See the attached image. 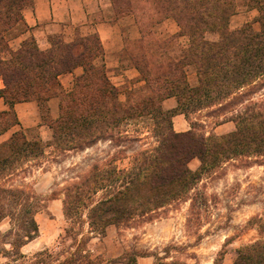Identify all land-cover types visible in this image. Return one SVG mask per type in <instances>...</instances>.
<instances>
[{"label":"trees","instance_id":"16d2710c","mask_svg":"<svg viewBox=\"0 0 264 264\" xmlns=\"http://www.w3.org/2000/svg\"><path fill=\"white\" fill-rule=\"evenodd\" d=\"M110 1L115 15L134 16L141 33L134 46L125 48L123 56L139 72L135 82L145 86L127 89L124 100L104 64L95 63L103 57L97 35L77 36L72 42L53 36L51 46L44 50L29 37L15 50L9 35L18 26L22 27L19 32L27 29L22 10L32 0H0V97L8 106L0 112V134L17 124L14 104L31 100L37 102L43 123L53 131L49 142L29 138L23 129L0 142V222L7 219L9 224L0 230V255L4 259L0 264L33 262L22 247L38 234L35 214L42 205L33 190L9 187L1 180L12 174L10 170L19 161L41 156L47 147L84 149L99 141L127 137L126 127L134 120L150 121L154 144L133 148L130 167L118 168L114 159L95 161L63 189L64 213L87 211L89 227L99 234L108 225L151 215L182 199L195 189L204 172L225 161L264 159L262 102L247 99L231 118L235 129L223 135L206 136L194 129L176 132L172 122L177 113L187 117L214 105L226 108L232 97L242 96L246 87L264 77V0H246L259 13L258 31L248 23L229 29L237 0ZM167 18L174 19L179 30L160 38L153 29ZM207 31L217 32L218 39L207 40ZM181 37L187 40L183 45L179 44ZM177 44L180 46L174 50ZM77 67L82 73L74 77L71 89L65 90L59 76ZM191 67L197 75L196 86L188 82ZM52 97L59 98L56 119L48 116L47 102ZM169 97L177 101L174 109L163 107V100ZM193 158L200 161L198 170L188 165ZM190 200L193 205L194 197ZM249 223L259 235L237 250L233 264H264V212ZM37 256L36 264L58 260L47 249ZM85 261L92 264L89 257Z\"/></svg>","mask_w":264,"mask_h":264},{"label":"rangeland","instance_id":"374dc122","mask_svg":"<svg viewBox=\"0 0 264 264\" xmlns=\"http://www.w3.org/2000/svg\"><path fill=\"white\" fill-rule=\"evenodd\" d=\"M258 15L257 9L249 6L246 0H237L228 27L235 30L248 23L258 31ZM171 25L179 30L176 21L167 18L153 29L155 35L166 37L164 32ZM21 29L18 26L11 32L10 45L11 39ZM205 38L217 40L218 33L207 31ZM186 41V38H179L180 45ZM179 44L174 50L179 48ZM123 55L121 59L129 64ZM194 71L193 67L188 69L190 80H193ZM139 86H145L144 82L124 83L118 87L120 98L125 99L127 89ZM0 87H3L2 79ZM247 99L262 102L264 106V77L246 87L242 96L232 97L226 108L214 105L185 116L189 130L194 129L206 136L223 135L227 129H214L219 123L230 121L233 131L235 123L231 118L247 104ZM163 107L166 105L163 104ZM48 116L52 119L50 113ZM43 125L42 129L33 127L26 129L25 133L29 138L42 139L47 138L48 131L51 139L42 140L49 142L53 131L47 124ZM126 129L127 137L99 141L84 149L62 151L47 147L43 155L19 161L10 170L12 174L1 180L9 187L33 190L42 199V205L35 214L38 234L22 247V252L33 261L29 263L36 264L40 257L37 252L47 249L58 258L51 264L63 261L64 264H86L88 257L92 264H233L237 250L259 235L249 220L264 212L263 158L225 161L204 172L195 189L182 199L165 205L151 215L128 223L108 225L101 234L89 227L87 211L74 215L64 213V187L77 180V176L87 171L91 164L114 159L118 168H128L133 148L153 146L154 133L148 119L134 120ZM5 132L0 134V140L6 138ZM188 165L192 170H198L200 161L193 158ZM190 197H194L193 205ZM8 226L7 219L0 222L1 231ZM73 259L75 261L71 262ZM3 261L0 255V262Z\"/></svg>","mask_w":264,"mask_h":264},{"label":"crops","instance_id":"0c3cea01","mask_svg":"<svg viewBox=\"0 0 264 264\" xmlns=\"http://www.w3.org/2000/svg\"><path fill=\"white\" fill-rule=\"evenodd\" d=\"M27 29L17 32L11 39V45L16 49L21 43L33 37L37 46L44 50L51 46L50 39L58 36L65 42H72L77 36L97 35L103 48V57L95 60L96 64L103 63L111 82L120 87L124 83L130 85L139 77L138 70L121 59V54L128 45H134L140 38L141 33L136 20L132 14L116 16L110 0H32V3L22 10ZM166 24V22H164ZM178 30L174 27L166 30L165 36L173 35ZM124 65V66H123ZM82 73V68L77 67L70 73L59 76L60 83L65 90H70L74 77ZM190 79L188 78V81ZM143 83V82H138ZM136 84V83H134ZM191 86L198 84L197 75L194 71L193 80L189 81ZM166 109H174L177 106L175 97L163 100ZM50 117L56 119L59 115V98L52 97L48 100ZM17 124L5 132L8 140L12 132L36 127H45L41 122L40 110L35 101H21L13 106ZM8 106L0 97V112L7 110ZM173 128L176 132L189 130V123L184 114L177 113L172 119ZM230 121L219 123L217 129H227L225 133L231 132ZM45 141L50 140V132ZM4 135V134H3Z\"/></svg>","mask_w":264,"mask_h":264}]
</instances>
